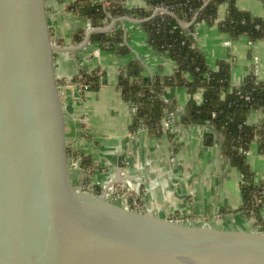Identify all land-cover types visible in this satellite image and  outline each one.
I'll use <instances>...</instances> for the list:
<instances>
[{
	"label": "water",
	"instance_id": "95a60500",
	"mask_svg": "<svg viewBox=\"0 0 264 264\" xmlns=\"http://www.w3.org/2000/svg\"><path fill=\"white\" fill-rule=\"evenodd\" d=\"M94 8L0 0V264H264L261 219L127 196L95 158L85 112L102 85L95 36L147 20L97 27Z\"/></svg>",
	"mask_w": 264,
	"mask_h": 264
},
{
	"label": "crops",
	"instance_id": "0c3cea01",
	"mask_svg": "<svg viewBox=\"0 0 264 264\" xmlns=\"http://www.w3.org/2000/svg\"><path fill=\"white\" fill-rule=\"evenodd\" d=\"M128 8L145 5L143 0H129ZM237 6L255 16H264L259 0H237ZM225 6L219 10L220 19ZM128 56L99 46L102 85L91 93L85 107L95 137L93 153L104 167L110 166L120 179L122 189L132 195L176 209H194L207 214L228 210L231 214L242 205L241 175L222 156L217 138L209 125H184L178 122L169 136L155 138L146 130L131 131L130 104L118 88L121 69L132 59H140L146 75H170L175 64L164 54L157 53L147 43L140 24L125 22ZM195 38L214 69L218 61H233L230 79L239 85L253 71L264 80V41L250 43L246 37L235 41L218 31L216 24L195 25ZM164 95L176 98L178 108L184 109L189 95L184 89H167ZM195 99L201 102V95ZM259 114L252 113L248 121L255 124ZM248 163L257 181L264 178V153L251 145ZM130 189V190H129ZM237 213V214H238ZM264 223V206L260 210Z\"/></svg>",
	"mask_w": 264,
	"mask_h": 264
},
{
	"label": "trees",
	"instance_id": "16d2710c",
	"mask_svg": "<svg viewBox=\"0 0 264 264\" xmlns=\"http://www.w3.org/2000/svg\"><path fill=\"white\" fill-rule=\"evenodd\" d=\"M106 10L95 5L88 10L93 24L109 14L146 19L140 24L146 33L149 46L164 54L174 64L170 75H146V66L140 59L130 60L120 71L118 88L126 102L135 106L131 131L143 126L155 138L165 134L162 121L167 112L178 108L176 98L164 102L167 89H184L189 99L183 109L180 123L184 125H209L220 145L222 156L240 172L242 205L239 212L260 219L264 206V178L257 181L251 169L247 152L256 144L264 153V80H258L253 71L239 85L230 79L233 61H218L213 69L197 44L195 25L206 22L216 24L218 31L235 41L246 37L250 43L264 41V16H255L237 6V0H145V7L128 8L129 0H104ZM264 5V0H259ZM225 6L220 19L219 10ZM165 8L170 13L153 16L154 9ZM198 15L196 23L185 29ZM128 36L120 26L109 34H99L95 39L103 48L118 56H128L131 49L125 42ZM168 53V54H166ZM201 95L198 102L195 97ZM252 113L259 114L258 121L250 124ZM172 136L171 134H167Z\"/></svg>",
	"mask_w": 264,
	"mask_h": 264
},
{
	"label": "built area",
	"instance_id": "2783aa9c",
	"mask_svg": "<svg viewBox=\"0 0 264 264\" xmlns=\"http://www.w3.org/2000/svg\"><path fill=\"white\" fill-rule=\"evenodd\" d=\"M143 1L145 2V0H143ZM95 5H102L103 9L106 10V7L108 6V2H106L104 0H95ZM145 5H143V7H145ZM141 7L142 6H140V8ZM134 8H138V7H134ZM165 11H168V10L165 9V8H156V9H154L153 16H154L155 13H156V16L157 15L161 16V15L165 14ZM168 12H170V11H168ZM122 17H124V16L117 15L115 17H112L109 14H107L105 19H103L101 21L102 25L99 26V27H106V26H108L110 24V22L113 19L114 20L115 19H121ZM124 23L116 24V26L112 29V31L118 26H120L122 29L125 30V24ZM194 36H195V34H194ZM100 46H102V45L100 44ZM162 98H163L164 102H168L169 101V99L165 95H163ZM136 111H137V108L135 106H133V105L131 106V104H130V115H131V117H132V115H134L136 113ZM183 112L184 111L182 109H179V108H177V110L173 111V112H167L166 111V115H165V117L163 118V121H162V126H163V129H164L165 133L172 134L174 132V127L178 124V122H180V118H181V115H182ZM145 130L146 129L143 126H141V127H139L137 129V132H143ZM248 153L249 152H247V155H248ZM122 190L124 191L125 195H127V196H131L133 194L132 191L130 192V191L125 190V189H122Z\"/></svg>",
	"mask_w": 264,
	"mask_h": 264
},
{
	"label": "rangeland",
	"instance_id": "374dc122",
	"mask_svg": "<svg viewBox=\"0 0 264 264\" xmlns=\"http://www.w3.org/2000/svg\"><path fill=\"white\" fill-rule=\"evenodd\" d=\"M125 31H126V29H125ZM129 45V44H128ZM142 198V197H141Z\"/></svg>",
	"mask_w": 264,
	"mask_h": 264
}]
</instances>
